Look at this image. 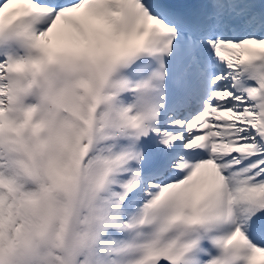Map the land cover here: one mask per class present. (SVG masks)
Returning <instances> with one entry per match:
<instances>
[{
    "label": "snow or ice",
    "instance_id": "snow-or-ice-1",
    "mask_svg": "<svg viewBox=\"0 0 264 264\" xmlns=\"http://www.w3.org/2000/svg\"><path fill=\"white\" fill-rule=\"evenodd\" d=\"M0 264H264V0H0Z\"/></svg>",
    "mask_w": 264,
    "mask_h": 264
}]
</instances>
